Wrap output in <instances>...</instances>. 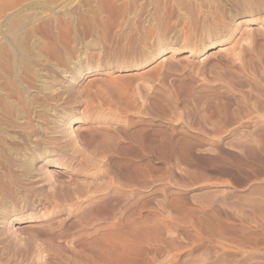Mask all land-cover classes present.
Segmentation results:
<instances>
[{
	"label": "rangeland",
	"instance_id": "1",
	"mask_svg": "<svg viewBox=\"0 0 264 264\" xmlns=\"http://www.w3.org/2000/svg\"><path fill=\"white\" fill-rule=\"evenodd\" d=\"M184 2L0 0V35L35 33L36 36L43 34L44 38L57 33L62 38L58 43L61 56L50 47L45 49V46L40 52L31 54L38 56L40 53V59L36 56L38 63L35 68L44 66L47 69L49 80L46 76L45 79L48 86L64 89L61 100L56 98L60 100L59 104L56 99H51L47 102L51 107L44 106V116H32V123L38 124H34L37 127L31 126L36 128L31 135L18 126L3 128L17 165L13 163L11 172H18L10 175L16 179L8 177V184L3 185L8 186L6 191L0 186V264H264V62L256 60L257 51L264 46V10L236 12L228 7L233 11L227 13L215 28L211 27L214 21L206 18L199 25L197 20L199 27L193 23L191 28L194 30H188ZM207 25L212 29L206 28ZM188 58L196 72L199 70L198 74L194 69L190 70L193 66L189 67ZM167 59L171 60L169 65ZM46 60L51 61L50 64ZM172 61L178 65L173 67ZM160 64L163 67H159L162 66ZM155 71L163 73L162 76ZM223 72L225 75L220 76L219 73ZM218 74L220 77L216 76ZM40 87H35L36 93ZM70 91L76 92L71 93V97L68 95L72 103L66 96ZM118 95L130 104V109L126 111L124 105L115 106L117 99L122 103ZM99 96L100 104L95 100ZM101 100L104 103L101 104ZM52 107L54 111L59 109L54 112ZM54 117L58 120L54 121ZM63 119H67L63 125L67 128L60 127ZM52 121L57 124L54 128L59 127L56 132H52L56 130L52 128ZM103 124L117 138L119 145L115 152L123 158H130V161L133 159L134 164L123 161L119 168H112L106 157L102 161L101 154L89 153L93 150L90 142L88 146L86 144L90 136L86 137L85 133L89 135L92 127ZM62 128L59 134L58 130ZM44 130L49 136H45ZM70 135L78 137L71 144L77 143L73 146H78L81 151L75 147L76 153L80 154L76 155L69 145L71 149L68 147L63 160H60L57 155L59 147ZM147 135H150V143H146ZM60 138L62 141L58 140ZM52 139L60 145H55ZM12 140L19 145H12ZM48 140H52L51 145ZM36 141H42L43 145L41 143L40 155L34 157L30 153ZM135 145L138 151L133 152ZM54 147L59 151L54 152ZM18 155L23 156L18 158ZM25 155L30 159V168L23 165ZM82 155L89 160L85 159L86 162ZM93 156L100 157H95V160ZM69 165H75V169ZM13 167L21 168L16 170ZM127 168L131 169L128 171ZM27 169L35 170V175ZM110 169L119 171L114 173ZM107 170L112 174H107ZM129 174L137 176H133L135 183ZM24 179L29 182L26 184ZM110 181L114 185H110ZM69 182L70 185L77 183L73 188L76 186L79 190L81 187L79 193L82 192V196L87 193L83 196L85 199L75 194V200L65 199L64 205L59 201L63 207L54 205L55 202L52 204L50 199L45 201L44 194L55 185L67 186ZM107 182V187H111L106 189L104 184ZM83 184L89 191L92 189L90 193L85 187V192L82 190ZM30 186L38 193L33 191V194ZM131 186L139 189L133 197L129 196ZM38 194L40 196L37 197ZM77 197L83 198V204ZM75 201L81 204L75 205ZM59 203L57 201L56 204ZM117 219L120 220L118 223ZM53 221L58 223L54 224L48 238L42 232L51 229ZM58 231L63 233L59 232L60 236H57ZM13 232L17 233L16 237ZM52 234L57 236V240L50 237ZM101 236L105 242L101 241ZM96 245L98 248L95 249ZM99 246L102 251L106 250V258L99 257Z\"/></svg>",
	"mask_w": 264,
	"mask_h": 264
},
{
	"label": "bare ground",
	"instance_id": "2",
	"mask_svg": "<svg viewBox=\"0 0 264 264\" xmlns=\"http://www.w3.org/2000/svg\"><path fill=\"white\" fill-rule=\"evenodd\" d=\"M182 5V4H181ZM183 7L186 9V12L188 13V17H186V19H187V23L185 24V26H186V28L189 30V29H193V28H191V25H194V24H196V22H198L197 20H199V22L197 23L198 25L199 24H201L200 23V21L203 19L204 21H205V19L206 18H210V19H212V21H214V22H212V24H211V22H210V24H211V27H214L215 25L217 26L218 25V23H220V22H223V19H224V17L227 15V13H229V12H231V11H233V10H230L229 11V9H228V7L230 8V9H235L236 10V12L238 11V12H243V11H246V12H260V11H262V10H264V0H185V2L183 3ZM197 8V9H196ZM196 12H198V13H196ZM229 15V14H228ZM186 16V15H185ZM17 21V20H16ZM208 21V20H207ZM14 22V21H13ZM202 22V21H201ZM20 23V22H19ZM194 23V24H193ZM196 24V25H197ZM197 25V26H198ZM16 26V25H15ZM204 26V25H203ZM193 27V26H192ZM199 27V26H198ZM206 27V26H205ZM208 27H210V25L208 26L207 25V27L206 28H208ZM210 27V28H211ZM215 28V27H214ZM12 29V28H11ZM212 29V28H211ZM194 30V29H193ZM196 30V29H195ZM11 31V30H10ZM206 31H207V29H206ZM208 31H209V29H208ZM261 32V31H260ZM259 32V33H260ZM256 33V32H255ZM261 33H263V31L261 32ZM35 34V33H34ZM34 34H32V33H25V35L23 34V33H5V34H2V35H0V186L2 187L3 185H7L8 184V182L6 183V181H7V179H8V177L9 178H11L10 177V175H12V172L14 173V171H12L11 172V167L12 166H14L13 165V163L15 164V161H13V156H12V153H11V151L9 150L10 148L8 147L9 145V143L7 142V137L5 136L6 134H4V131H3V128H5V127H8V128H10L9 126H14V128H15V126L17 127H21L22 129H23V131H24V129H26L27 130V135L28 134H32L33 132H34V129L36 130V128H34V127H37L36 125H34V124H36V123H32V121L33 120H31V119H33V117L35 118L36 116H38V115H40V114H42V113H45V110H44V106L45 105H47L48 106V101L49 100H51V99H56V98H59L60 99V96L62 95V93L64 92V89L63 88H53L52 86L53 85H51V87H50V85L48 86V84H47V82L48 81H46V79H45V76H46V74H47V69H45V68H35V65H36V62H37V59H36V56H34L35 54H31V52H40V50H41V48L42 47H44L45 46V49H47L46 47H50V49L52 48L53 49V51L54 52H57L58 54H59V56H61V52H62V50L60 49L59 50V48H61V47H59L58 48V43H59V41L62 39H60V37L58 36V35H56L57 33H53V34H51L49 37H42L43 36V34L41 35V36H36V35H34ZM45 34V33H44ZM252 33H251V31L250 32H248V34L247 35H249V37H250V35H251ZM37 35H38V33H37ZM47 35V34H46ZM194 35H195V33H194ZM256 35V34H255ZM45 36V35H44ZM61 36V35H60ZM45 38H48V39H45ZM243 38V37H242ZM237 39H239V38H237ZM241 39V38H240ZM258 40V39H257ZM240 41V40H239ZM30 42V43H29ZM63 42V41H62ZM260 45H262L261 43H259ZM59 46H61L60 44H59ZM62 47H65L63 44H62ZM245 47V46H244ZM254 47V46H253ZM263 48H262V50H259V52L257 51V55H256V60L258 59L259 61H263L264 62V46H262ZM38 48H40L39 50H37ZM66 48V47H65ZM42 49H44V48H42ZM49 49V50H50ZM248 49V48H247ZM246 49V50H247ZM64 50V49H63ZM66 50V49H65ZM197 51H199V48H197L196 49ZM245 50V51H246ZM45 51V50H44ZM44 51H41L42 53L44 52ZM196 51V52H197ZM202 51V50H201ZM244 51V50H243ZM249 51V50H248ZM68 52V51H67ZM203 52V51H202ZM51 54H53V52H52V50H51V52H50ZM50 53H48V51H47V54H50ZM44 54V53H43ZM42 54V55H43ZM45 54H46V51H45ZM63 54H64V52H63ZM39 55H40V53H39ZM38 55V56H39ZM211 55V54H210ZM37 56V57H38ZM44 56V55H43ZM42 56V57H43ZM48 56V55H47ZM63 56V59H64V55H62ZM67 56V55H66ZM214 56V55H213ZM212 56V57H213ZM40 57V56H39ZM38 57V58H39ZM50 57L52 58L53 56L52 55H50ZM57 57V55L55 54V57L54 58H56ZM208 57V56H207ZM206 57V58H207ZM224 57V56H223ZM43 58H45V57H43ZM42 58V59H43ZM59 58V57H58ZM57 58V59H58ZM169 58V57H168ZM171 58V57H170ZM211 58V57H210ZM248 58V57H247ZM255 58V57H254ZM253 58V59H254ZM40 59V58H39ZM61 59V58H60ZM173 59V58H172ZM224 59V58H223ZM250 59H251V57H250ZM48 60H51V59H48ZM55 60V59H54ZM65 60V59H64ZM63 60V61H64ZM168 60V59H167ZM207 59H205V61H206ZM245 60V59H244ZM47 61V60H46ZM58 61V60H57ZM61 61V60H60ZM169 61H171L170 59L167 61L168 62V65H169ZM183 61H184V59H183ZM229 61V60H228ZM250 61V63H251V60H249ZM248 61V62H249ZM39 62H40V60H39ZM42 62H44V61H42ZM49 64H50V62L49 61H47ZM47 62H44L45 64L47 63ZM53 62V61H52ZM56 62V61H55ZM54 62V63H55ZM66 62H67V60H66ZM65 62V63H66ZM173 62V61H172ZM175 62V61H174ZM172 63V64H174V65H172L173 67H175V65L177 64L176 62L175 63ZM187 62H191V59L189 60V58L187 59ZM187 62H185V63H187ZM38 63V62H37ZM53 63V64H54ZM64 63V62H63ZM162 63V62H161ZM166 63V62H165ZM164 63V64H165ZM171 63V62H170ZM180 63V62H179ZM52 64V65H53ZM183 64V63H182ZM188 64V63H187ZM192 64H193V62H192ZM191 63H190V65H189V67L192 65ZM202 64V63H201ZM215 64V63H214ZM224 64V63H223ZM253 64V63H252ZM251 64V65H252ZM255 64H256V62H255ZM42 65V64H41ZM160 65H162V64H160ZM167 65V67H168V69H169V67H171V66H168ZM178 65V64H177ZM176 65V66H177ZM186 65V64H185ZM200 64H198V66H199ZM203 65V64H202ZM201 65V66H202ZM222 65V64H221ZM40 66V65H39ZM51 66V65H50ZM54 66H56V65H54ZM187 66V65H186ZM193 66V68L191 67V69L190 70H192V69H194V65H192ZM197 66V65H196ZM195 66V67H196ZM212 66H214V65H212ZM237 66V65H236ZM37 67V66H36ZM41 67V66H40ZM159 67H163V65L162 66H159ZM181 67H183V66H181ZM185 67V66H184ZM188 67V68H189ZM208 67V66H207ZM48 68V67H47ZM53 68V67H52ZM157 68H158V66H157ZM157 68H156V70H157ZM179 68V67H178ZM187 68V67H186ZM215 68H216V65H215ZM214 68V69H215ZM219 68V67H218ZM240 68V67H239ZM51 68H49L48 70H50ZM63 69V68H62ZM171 69H172V71H173V68L171 67ZM175 69H177V68H175ZM180 69V68H179ZM179 69H177V70H179ZM182 69V68H181ZM198 69H199V67H198ZM200 69H204V68H200ZM208 69V68H207ZM52 70V69H51ZM155 70V69H154ZM158 70H159V68H158ZM161 70V69H160ZM170 70V69H169ZM176 70V71H177ZM195 70V69H194ZM205 70V69H204ZM204 70L202 71V70H200V72L202 71L203 73H204ZM55 71V70H54ZM53 71V72H54ZM199 71V70H198ZM197 71V72H198ZM214 71H216V69L214 70ZM218 71V70H217ZM220 71V70H219ZM228 71H230V70H228ZM52 72V71H51ZM69 72V71H68ZM151 72V71H150ZM155 72H157V71H155ZM160 72V71H159ZM159 72H157L158 74H159ZM162 72V71H161ZM194 72V71H193ZM195 72H196V70H195ZM196 72V73H197ZM201 72V73H202ZM221 72V71H220ZM234 72V71H233ZM48 73H50L49 71H48ZM217 73V72H216ZM226 73V72H225ZM232 73V72H231ZM230 73V74H231ZM52 74V73H51ZM67 74V73H66ZM157 74V75H158ZM161 74H163V73H161ZM161 74H159L160 76H162ZM191 74H192V72H191ZM195 74V73H194ZM198 74V73H197ZM214 74H215V72H214ZM220 74V76L221 75H225L224 74V72H223V74L222 73H219ZM219 74L218 75H216L217 77H220L219 76ZM236 74V73H235ZM238 74H240V73H238ZM69 75V74H68ZM199 75H200V73H199ZM234 75V74H233ZM166 76V75H165ZM214 76V75H213ZM156 77V76H155ZM170 77V76H169ZM226 77V76H225ZM232 76L230 75V78H231ZM46 78L48 79V75L46 76ZM234 78V77H233ZM49 80V79H48ZM222 80V79H221ZM214 81V80H213ZM235 81V80H234ZM215 82V81H214ZM232 82V81H231ZM252 83V82H251ZM233 85V84H232ZM39 86H41L40 87V91H37V93L35 92V87H38L39 88ZM241 86V85H240ZM43 87H45V88H43ZM114 88V87H113ZM117 88V87H116ZM120 88V87H119ZM66 89V88H65ZM71 90H74V89H72V88H70ZM69 89V90H70ZM262 89V88H261ZM68 90V91H69ZM89 90V89H88ZM115 90V89H114ZM32 91H34L35 93H32ZM120 91V90H119ZM73 92H75V91H70V93L69 92H67L66 94V96H70L71 97V93L73 94ZM118 92V91H117ZM116 92V93H117ZM76 93V92H75ZM74 93V94H75ZM97 93V92H96ZM110 93H111V91H110ZM87 94V93H86ZM104 94V93H103ZM109 94V93H108ZM135 94V93H134ZM137 94V93H136ZM100 95H101V93H100ZM217 95V94H216ZM68 96V97H69ZM90 96V95H89ZM107 96V95H106ZM112 96V95H111ZM110 96V97H111ZM119 96V95H118ZM65 97V96H64ZM70 97L68 98V101H71L70 100ZM72 97H73V95H72ZM75 97V96H74ZM120 97V96H119ZM62 98V97H61ZM95 98H98L97 96L95 97ZM117 98V97H116ZM66 99V101H67V98L65 97L64 98V100ZM72 99V98H71ZM86 99V98H85ZM88 99H90V98H88ZM101 98H100V96H99V99H95V100H97L98 102H99V100H100ZM105 99V98H104ZM103 99V101H105ZM115 99V98H114ZM113 99V100H114ZM121 99V97L119 98V100ZM57 100V102H58V104H59V102H60V100H58V99H56ZM73 100V99H72ZM92 100H94V99H92ZM250 100V99H249ZM102 101V100H101ZM101 102V104L102 103H104V102ZM108 101V100H107ZM130 101V100H129ZM139 101V100H138ZM144 101V100H143ZM193 101V100H192ZM56 102V103H57ZM73 101H71V102H69V103H72ZM111 102H112V100H111ZM114 102V101H113ZM117 102L119 103V101H118V99H117ZM121 104L119 103H117V104H115V106L116 105H124L123 107L125 108V110L127 111L128 110V108H129V106H130V104L128 103V102H126V101H124V99L122 100L121 99ZM141 102V101H140ZM139 102V103H140ZM200 102V101H199ZM91 103V102H90ZM89 103V104H90ZM94 103V102H93ZM109 102H107V104H108ZM115 103H116V100H115ZM138 103V102H137ZM142 103V102H141ZM227 103V102H226ZM52 104V103H51ZM68 104V103H67ZM88 104V105H89ZM99 104H100V102H99ZM134 104V103H133ZM147 104V103H146ZM149 104H150V102H149ZM148 104V105H149ZM170 104H172V103H170ZM63 105H65V104H63ZM62 105V106H63ZM87 105V106H88ZM91 105V104H90ZM93 105V104H92ZM104 105V104H103ZM110 106H112L111 104H109ZM113 105H114V103H113ZM139 105V104H138ZM46 106V107H47ZM54 106H55V104H54ZM58 106V105H57ZM61 106V107H62ZM66 106V105H65ZM68 106V105H67ZM66 106V107H67ZM114 106V107H115ZM142 106H144V103H143V105ZM150 106V105H149ZM243 106V105H242ZM46 107H45V109H46ZM48 107H51L50 105L48 106ZM59 107V106H58ZM109 107V106H108ZM123 107H122V110H123ZM151 107V106H150ZM149 107V108H150ZM54 107H52L51 108V110L53 109ZM60 108V107H59ZM59 108H56L55 110L56 111H54V109L52 110V111H54V112H57V109H59ZM117 108H119V107H117ZM116 108V109H117ZM141 108V107H140ZM237 108H238V106H237ZM130 109V108H129ZM148 109V108H147ZM151 109V108H150ZM49 110H50V108H49ZM121 110V109H120ZM133 110V109H132ZM135 110V109H134ZM146 110V109H145ZM240 110V109H239ZM60 111V110H59ZM142 111V110H141ZM148 111V110H147ZM117 112V111H116ZM60 113V112H59ZM66 113V112H65ZM46 114V113H45ZM44 114V115H45ZM52 114V113H51ZM115 114V113H114ZM113 114V115H114ZM122 114V113H121ZM190 114H192V113H190ZM43 115V114H42ZM41 115V116H42ZM43 115V116H44ZM56 115V114H55ZM59 115V114H58ZM85 115V114H84ZM88 115V114H87ZM33 116V117H32ZM62 116V115H61ZM65 116V115H64ZM89 117H91L90 115H88ZM46 117V116H45ZM44 117V118H45ZM47 117H48V115H47ZM113 118H114V116H112ZM39 118H41V117H39ZM50 118H51V116H50ZM49 117H48V119H50ZM68 118V117H67ZM41 119H43V118H41ZM52 119V118H51ZM43 120H46V119H43ZM57 121L58 119H55V117H54V121ZM67 120V119H66ZM66 120L65 119H63V120H61V125H60V127H62L63 125H65L66 124ZM49 121V120H48ZM60 121V120H59ZM68 121H70V120H68ZM67 121V122H68ZM53 122V121H52ZM51 122V123H52ZM50 123V122H49ZM55 123H58V122H55ZM71 123V122H70ZM38 124V123H37ZM45 124V123H44ZM43 124V125H44ZM108 124V123H107ZM34 126L33 128L31 127V126ZM50 125V124H49ZM57 125V124H56ZM56 125H54V122H53V125H52V128L53 129H56V128H54V126L56 127ZM97 125V124H96ZM104 125V124H103ZM67 126H69L68 124H67ZM105 126L106 125H104V126H94V127H92L90 130H88V131H90V132H88V134L89 135H87V133H85L86 134V137L87 136H90V140L88 141H86V144H87V146H88V142H90L89 144L90 145H92V152H89L90 154H95V155H99V154H101L100 156H102V157H100V156H95L96 158H98V157H100V160H102L104 157H106L107 158V160H109V161H107V162H109L110 164H111V166H112V168H119L120 167V165H122V162L123 161H126V162H130V164H132L133 163V159H131V161L127 158H123L120 154H118V153H116L115 151H116V149H117V144H118V141H116V139L117 138H114V135L113 134H111V133H109L108 132V128H106L105 129ZM108 127L110 126V125H107ZM63 127H65V128H67L66 126H63ZM13 128V127H12ZM20 128V129H21ZM41 128H43V127H41ZM45 128V127H44ZM59 128V127H58ZM57 128V129H58ZM69 128V127H68ZM6 129V128H5ZM57 129L56 130H54V131H52V132H56L57 131ZM119 129V128H118ZM11 130V129H10ZM37 130H38V128H37ZM45 130L46 131H49L50 130V128H49V130L48 129H46L45 128ZM44 130V132H46ZM65 130V129H64ZM68 130V129H67ZM123 130H126V129H123ZM12 131V130H11ZM22 131V132H23ZM51 131V130H50ZM61 131H63V128L62 129H59L58 130V132H60L59 134H61ZM71 131H72V129H71ZM110 131H112L111 129H110ZM26 132V131H25ZM36 132V131H35ZM38 132V131H37ZM51 132V133H52ZM68 132V131H67ZM66 132V136H68V133ZM132 132V131H131ZM9 133V132H8ZM19 133H20V131H19ZM24 133V132H23ZM23 133H22V135H23ZM69 133H71V135H72V132H69ZM77 132H75V134H76ZM138 133V132H137ZM140 133V132H139ZM143 133V132H142ZM49 134V133H48ZM47 134V132H46V134H45V136L46 135H48ZM64 134H65V132H64ZM74 134V136H76ZM146 134H148V133H146ZM13 135V134H12ZM11 135V136H12ZM19 135H21V133L19 134ZM27 135H25V136H27ZM29 135V136H30ZM50 135H52V134H50ZM54 135V134H53ZM70 135V138H64L65 140H64V142L61 140V138L60 139H58V140H60V141H62L61 143H63L62 145H60V144H57L58 142L56 141H54L53 139V142H55L54 144L55 145H60V147H59V150H58V148L57 147H54L52 150L54 151V152H58L59 151V153L57 154V155H59V158L58 159H62L63 160V158H64V155H63V153L65 152V150H67L68 149V147H69V145H72L71 144V142H76V139L78 140V137L76 138V137H73V136H71ZM152 135V134H151ZM18 136V135H17ZM33 136V135H32ZM37 136V135H36ZM39 136V135H38ZM49 136V135H48ZM57 136H58V134H57ZM77 136H78V134H77ZM147 136H148V138H147ZM146 136V143H150V135H147ZM13 137V136H12ZM11 137V138H12ZM35 137V136H34ZM40 137V136H39ZM43 137V136H42ZM51 137V136H50ZM58 137H60V136H58ZM62 138L64 137L63 135L61 136ZM116 137V136H115ZM14 138H15V135H14ZM18 138V137H17ZM28 138V137H27ZM26 138V139H27ZM30 139L32 138V137H29ZM141 138V137H140ZM10 138H8V140H9ZM25 139V140H26ZM34 139V138H33ZM35 139H36V137H35ZM34 139V140H35ZM50 139V138H49ZM129 139V138H128ZM15 140V139H14ZM14 140H12V145H13V143H14V145H19V144H15L16 142H13ZM17 140V139H16ZM20 140V139H19ZM24 139H22V141H25ZM28 140V139H27ZM39 140V139H38ZM52 140L50 141V140H48V142H50V145H51V142H52ZM119 140H120V138H119ZM133 140V139H132ZM136 140V139H135ZM143 140H145V139H143ZM173 140V139H172ZM11 140H9V142H10ZM47 141V140H46ZM59 141V142H60ZM18 143H19V141H17ZM27 142V141H26ZM29 142V141H28ZM29 143H31V142H29ZM28 143V144H29ZM41 143H42V141H36V143L34 144V143H32V144H34L35 146H34V148L31 150V155H33L34 157L35 156H39L40 155V153H41ZM47 143V142H46ZM134 143V142H133ZM135 143H137V142H135ZM134 143V144H135ZM153 143V142H152ZM23 144H24V142H23ZM53 144V145H54ZM74 144H76L77 145V143H74ZM73 144V145H74ZM130 144V143H129ZM25 145V144H24ZM42 145H43V143H42ZM54 145V146H55ZM72 145V150L75 152V154L77 155V153L78 152H80L81 150H79L78 149V146H76L75 145V147H77V149L79 150H77L78 152L76 153V148L74 147ZM119 145V144H118ZM147 145H149V144H147ZM151 145V144H150ZM22 146V145H21ZM20 146V147H21ZM31 146V145H30ZM126 146V145H125ZM131 146H133V145H131ZM10 147H12V146H10ZM13 147H15V146H13ZM19 147V148H20ZM44 147H46V146H44ZM71 147V146H70ZM69 147V148H70ZM147 147V146H146ZM82 148V147H81ZM80 148V149H81ZM90 148V147H89ZM88 147H87V149H89ZM119 148V147H118ZM18 149V148H17ZM22 149H25V148H22ZM27 149V148H26ZM71 149V148H70ZM75 149V150H74ZM85 149H86V147H85ZM136 149H138V148H136V145L133 147V152H136V151H138V150H136ZM21 150V149H20ZM82 150H84V149H82ZM122 150V149H121ZM13 151V150H12ZM15 151V150H14ZM17 151V150H16ZM24 151V150H23ZM27 151H29V150H27ZM70 151V150H69ZM69 151H66V152H68V154H69ZM25 152V151H24ZM83 152H86V150H84ZM118 152V151H117ZM14 153V152H13ZM17 153V152H16ZM21 153H23V152H21ZM27 153V152H26ZM82 153V152H81ZM28 154V153H27ZM26 154V155H27ZM43 154V153H42ZM66 154V153H65ZM73 154V153H72ZM78 154H80V153H78ZM87 154V153H86ZM14 155V154H13ZM19 155H20V153H19ZM18 155V156H19ZM24 155V154H23ZM23 155H21V156H23ZM24 156L23 157V159H24V162H23V165H24V167H26V168H30V166H29V157L28 156ZM55 155V154H54ZM67 155V154H66ZM76 155H75V157H76ZM84 155H85V153H84ZM16 156V155H15ZM21 156H19L18 158H20ZM41 156H43V155H41ZM80 156V155H79ZM83 156V155H82ZM69 157V156H68ZM94 157V156H93ZM94 157V159L96 160V158ZM16 158V157H15ZM71 158V157H70ZM32 159V158H31ZM67 159V158H66ZM82 159H87V160H89V158H87V157H85L84 158V156L82 157ZM16 161H18L17 159H15ZM34 160V159H33ZM87 160H85L86 162H87ZM21 161V160H20ZM66 161H69V159H67ZM71 161V160H70ZM70 161H69V163H70ZM84 161V162H85ZM92 161H94V160H92V157H91V161H90V163H92ZM102 161H104V160H102ZM106 161V160H105ZM33 162V161H32ZM31 161H30V163H32ZM72 162V161H71ZM83 162V161H82ZM89 162V161H88ZM100 162V161H99ZM17 163V162H16ZM18 163H19V161H18ZM68 163V164H69ZM80 163V162H79ZM104 163V162H103ZM103 163H101L103 166H104V164H106V162L103 164ZM67 164V165H68ZM86 164V163H85ZM85 164H83V165H85ZM98 163H95L94 165H97ZM101 164H100V166H101ZM134 164V163H133ZM16 165V164H15ZM21 165V164H20ZM33 165H34V163H33ZM88 166H89V163L87 164ZM87 165L86 166H83V169H84V167L86 168L87 167ZM125 165H128V163H125ZM5 167L6 169H4V170H2L3 168L2 167ZM17 166V165H16ZM70 166V165H69ZM79 166H81V168H82V165L81 164H79ZM78 166V167H79ZM135 166V165H134ZM133 166V167H134ZM23 167V168H24ZM68 167V166H67ZM70 167H72L73 169H75L74 167H75V165H74V167L73 166H70ZM70 167H68V168H70ZM106 167V166H105ZM2 168V169H1ZM13 168H17V167H13ZM18 168H21V167H18ZM16 169V170H19V169ZM26 168L24 169V170H26ZM33 168V167H32ZM80 168V169H81ZM131 168H132V165H131ZM130 168V169H131ZM77 169V168H76ZM82 169V170H83ZM128 169V168H127ZM130 169H128V171L130 170ZM134 168H132L131 170H133ZM136 169V168H135ZM9 170H10V172H9ZM13 170V169H12ZM22 170V169H21ZM27 170H29V171H31L33 174L35 173V170L34 171H32V170H30V169H27ZM103 170V169H102ZM112 172H114L112 169H110ZM88 171V170H87ZM91 171V170H90ZM110 171V172H111ZM119 171V170H118ZM117 170L115 171L116 173L118 172ZM18 172V171H17ZM16 171H15V173H17ZM47 172V171H46ZM112 172H111V174H112ZM114 172V173H115ZM121 172H123V173H125V174H127L126 172H124V171H121ZM120 172V173H121ZM131 172H133V171H130V173ZM23 174H24V172H22ZM21 173V174H22ZM32 173H31V176H33L32 175ZM91 173V172H90ZM106 173V172H105ZM113 173V174H114ZM119 173V174H120ZM123 173H122V175H123ZM135 173H137V172H135ZM22 174V175H23ZM25 174H27V173H25ZM28 174H30V172H28ZM28 174H27V178L28 177H30V176H28ZM107 174H109V170H107ZM111 174H109V175H111ZM118 174V175H119ZM124 174V175H125ZM149 174V173H148ZM19 174H17V176H18ZM22 175H19L18 177H22ZM35 175V174H34ZM44 175H45V173H44ZM109 175H106V176H109ZM115 175V177L117 176L116 174H114ZM121 175V174H120ZM130 175V174H129ZM14 176V175H13ZM16 176V177H17ZM50 176V175H49ZM103 176H105V175H103ZM131 177H133V176H135L134 174H133V176H132V174L130 175ZM20 177V178H21ZM24 177V176H23ZM44 177V176H43ZM42 177V178H43ZM125 177V176H124ZM129 176H126V178H128ZM131 177H130V179H131ZM137 176H135V178H136ZM26 178V179H27ZM41 178V177H40ZM39 178V179H40ZM41 178V179H42ZM45 178V177H44ZM50 178V177H49ZM111 178V177H110ZM118 178V177H117ZM134 177H133V180L135 179ZM14 179H16V178H14ZM13 178H11L10 180H14ZM18 179V178H17ZM29 179V178H28ZM35 178H33V180H34ZM38 179V178H37ZM45 179H47V177L45 178ZM44 179V180H45ZM21 180V179H20ZM19 180V181H20ZM25 180V179H24ZM50 180V179H49ZM129 180V179H128ZM18 181V180H17ZM16 181V182H17ZM26 181V180H25ZM25 181L23 182V183H25ZM36 181H38V180H36ZM41 181V180H40ZM72 181V180H71ZM83 181H85V180H81V182L83 183ZM116 181H117V179H116ZM135 181H136V179L134 180V183H135ZM13 182V181H12ZM27 182H29V181H26V184H27ZM31 182H33L32 180H31ZM75 182H78V181H76L75 180ZM80 181H79V183H78V185L81 183ZM86 182V181H85ZM84 182V183H85ZM113 181H110V185H114V184H111ZM130 182H132V181H130ZM4 183H6V184H4ZM11 183V182H10ZM9 183V184H10ZM14 183H15V181H14ZM58 183V182H57ZM56 183V184H57ZM64 183V182H63ZM68 183V182H67ZM74 183V182H73ZM73 183H71V184H73ZM87 183V182H86ZM118 183V182H117ZM116 183V184H117ZM18 184H20V183H18ZM21 184H22V182H21ZM54 184V183H53ZM60 185L62 184V183H59ZM64 184H66V183H64ZM64 184H62V185H64ZM76 185H77V183H75ZM75 184H73V185H70V182H69V185H67V186H59L58 184H57V186H59V187H53L49 192L48 191H45L44 193H46V192H48L47 194H44L45 196H44V199L46 198V200L45 201H47L48 199H50L51 201L50 202H52V204L55 202V204L54 205H56V206H59L60 205V203L62 202L63 203V201L66 199V200H75V194L77 195V196H79L78 194H82V192L81 193H79V191H80V188L81 187H79V190H78V188L76 189V186L73 188V186L75 185ZM129 184V183H128ZM84 186H82V185H80V186H82V190H83V187H85V189L86 190H88V188H86V184H83ZM105 185V188L107 189V188H110L111 186H109V187H107L109 184H108V182H107V184L105 183L104 184ZM103 185V186H104ZM133 185V184H132ZM135 185V184H134ZM10 186V185H9ZM15 186H17V185H15ZM14 186V187H15ZM20 187H21V185H19ZM32 186V185H31ZM30 186V188H32L33 190H31L32 192L34 191H36V190H34L35 188H33V187H31ZM36 186V185H35ZM40 186V185H39ZM50 186H52V184L50 183ZM71 186V187H70ZM90 185H88L87 187H89ZM96 186V185H95ZM128 186H130V184L128 185ZM136 186V185H135ZM135 186H131V187H129L130 188V191H129V196L130 197H133V196H135L136 194H138V192H137V190H139V189H137ZM0 187V188H1ZM8 187V186H7ZM7 187H4L3 186V188L5 189H3L4 191H6V188ZM18 187V186H17ZM24 188L26 187V186H23ZM23 187H21V188H23ZM29 187V186H28ZM36 187H38V186H36ZM100 187H102V186H100ZM115 187V186H114ZM117 187V186H116ZM42 188H43V186H42ZM92 188V187H91ZM103 188V187H102ZM119 188V187H118ZM9 190H10V187L8 188ZM84 189V190H85ZM90 189V188H89ZM105 189V190H106ZM114 189V188H113ZM2 190V189H1ZM8 190V191H9ZM12 190V189H11ZM45 190V189H44ZM47 190V189H46ZM83 190V191H84ZM92 189H90V191H91ZM104 190V189H103ZM7 191V192H8ZM38 191H40V190H38ZM78 193H77V192ZM89 191V190H88ZM90 191L88 192V193H90ZM114 191V190H113ZM1 192V191H0ZM3 192V191H2ZM11 191H9V193H10ZM26 192V191H25ZM34 192H33V194H34ZM37 192V191H36ZM36 192H35V194H36ZM41 192H43V190L41 191ZM85 192V191H84ZM87 192V191H86ZM117 192V191H116ZM28 193H30V192H28ZM38 193V192H37ZM117 193H119V192H117ZM16 194V193H15ZM33 194H32V196H33ZM40 194V193H39ZM37 195V197L38 196H40V195ZM30 195H31V193H30ZM41 195H42V193H41ZM87 195V193H83V196H86ZM123 195V194H122ZM127 195V196H128ZM27 196H28V194H27ZM35 196V195H34ZM82 195H81V197H83ZM116 196H118V194H116ZM115 196V197H116ZM125 196V195H124ZM36 197V196H35ZM42 198V197H41ZM84 199H85V197H83ZM83 198L82 199H79V197H77V199H79V201L81 200V203L83 204ZM104 198V197H103ZM119 198H120V196H119ZM34 199V198H33ZM86 199H87V197H86ZM102 199V198H101ZM116 199H117V197H116ZM132 199V198H131ZM83 200V201H82ZM117 200H119V199H117ZM33 201V200H32ZM37 201V200H36ZM42 201V200H41ZM44 201V200H43ZM42 201V203H45V202H43ZM49 201V200H48ZM57 201H58V203H59V201H61L58 205L56 204L57 203ZM78 201V200H77ZM102 201V200H101ZM39 202V201H38ZM66 202V201H65ZM91 202V201H90ZM93 202V201H92ZM40 203V202H39ZM75 203H76V201H75ZM80 203V202H79ZM79 203H76L75 205H77V204H79ZM80 203V204H81ZM116 204L118 203V201L117 202H115ZM69 204H73V203H71V202H69ZM86 204V203H85ZM85 204H84V206H85ZM92 204V203H91ZM91 204H90V206H91ZM115 204V205H116ZM62 205H64V203L62 204ZM62 205H60L61 207H63ZM70 205V206H71ZM75 205H73V206H71V207H74ZM49 206L50 207H53V206H51V204H49ZM59 206V207H60ZM67 206H69V205H67ZM80 206V205H79ZM82 206V205H81ZM117 206H118V204H117ZM70 207V208H71ZM75 207H77V206H75ZM89 207V206H88ZM48 208V207H47ZM83 208V207H82ZM85 208V207H84ZM86 208H87V205H86ZM92 208V207H91ZM48 209H50V208H48ZM52 209V208H51ZM56 209V207H54V209L53 210H55ZM73 209V208H72ZM75 209V208H74ZM77 209V208H76ZM79 209V208H78ZM78 209L76 210V211H78ZM115 209H117V207H115ZM88 210V209H87ZM75 211V212H76ZM70 212H72V211H70ZM89 212V211H88ZM90 213V212H89ZM85 216V215H84ZM85 218H88V215L85 217ZM1 219V218H0ZM62 220L63 219H61V222H62ZM82 220V219H81ZM118 220V219H117ZM58 221V220H57ZM64 221V220H63ZM120 220H118V221H116V223H118ZM54 222V221H53ZM59 222V224L61 223L60 221H58ZM58 222H56V223H58ZM52 223V222H51ZM55 222L53 223V225L52 224H50L51 225V229H48V231H45L43 228H41V229H43L44 230V232H42L44 235H50L51 234V230L53 229V227H54V224H56ZM115 223V224H116ZM62 224H63V222H62ZM47 225H49V224H47ZM49 225V226H50ZM58 225V224H57ZM61 225V224H60ZM119 226V224H116L115 226ZM45 227H47V226H45ZM55 227H57V226H55ZM60 227V226H59ZM49 228V227H48ZM61 228V227H60ZM8 229H9V227H8ZM55 230L57 229V228H54ZM59 229V228H58ZM46 230H47V228H46ZM54 230V231H55ZM4 231V230H3ZM54 231L52 232L53 234H54ZM17 232V231H16ZM39 232V231H38ZM59 232H61V231H58V235L57 236H60L59 235ZM117 232V231H116ZM14 233V232H13ZM42 233H40L41 234V236H42ZM55 233H56V231H55ZM61 233H63V232H61ZM60 233V234H61ZM15 234H17V233H14V236L16 237L17 235H15ZM40 234H38V236L40 235ZM52 234V236H50V237H53L54 235ZM7 235V234H6ZM10 235H13V234H10ZM14 236H12V237H14ZM20 236V235H19ZM18 236V237H19ZM56 236V237H57ZM14 237V238H15ZM43 237V236H42ZM48 237V236H47ZM55 237V236H54ZM55 237V238H56ZM97 237V236H96ZM104 237H105V235H104ZM103 236H101V241H104L105 242V238H104ZM11 238V237H10ZM13 238V239H14ZM20 238V237H19ZM44 238V237H43ZM46 238V237H45ZM49 238V237H48ZM47 238V239H48ZM106 238H108V237H106ZM16 239V238H15ZM51 239V238H50ZM54 239V238H53ZM99 239V238H98ZM105 239V240H104ZM17 240H19V239H17ZM20 240H22V239H20ZM52 240V239H51ZM51 240H50V242H51ZM56 240H57V238H56ZM97 240V239H96ZM29 241H31V240H29ZM29 241H28V243H29ZM37 241V240H36ZM48 241V240H47ZM101 241H99V242H101ZM57 242V241H56ZM15 243H16V240H15ZM23 243V242H22ZM34 243V242H33ZM53 243V242H52ZM95 243H97V242H95ZM103 243V242H102ZM12 244V243H11ZM17 244V243H16ZM24 244V243H23ZM22 244V245H23ZM32 244V243H31ZM21 245V244H20ZM52 245V244H51ZM92 245V244H91ZM98 245H100V246H102L103 247V245L102 244H98ZM98 245H96V247H95V249L96 248H98L97 246ZM19 246V245H18ZM86 246H89L88 244L86 245ZM99 246V247H100ZM21 247H23V246H21ZM24 247H25V245H24ZM50 247V246H49ZM86 248H88V247H86ZM19 249H20V247H19ZM19 249H18V251H19ZM51 249V248H50ZM49 249V250H50ZM56 249V248H55ZM103 250V248H99L97 251H99L98 252V255H100L99 257H107V255H106V252H104V251H106V250H104V251H102ZM83 250V249H82ZM89 250V249H88ZM50 251H52V249L50 250ZM81 251V250H80ZM102 251V252H101ZM54 252V251H53ZM57 254V253H56ZM60 255V254H59ZM97 256V255H96ZM60 257V256H59ZM62 258V257H61ZM88 258V257H87ZM85 259V258H84ZM102 261H103V259H102ZM101 261V262H102Z\"/></svg>",
	"mask_w": 264,
	"mask_h": 264
}]
</instances>
